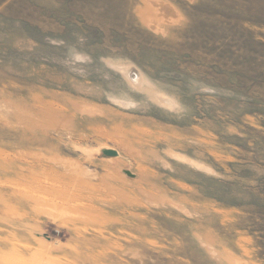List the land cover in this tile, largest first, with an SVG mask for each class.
<instances>
[{
  "label": "rangeland",
  "instance_id": "obj_1",
  "mask_svg": "<svg viewBox=\"0 0 264 264\" xmlns=\"http://www.w3.org/2000/svg\"><path fill=\"white\" fill-rule=\"evenodd\" d=\"M0 264H264V0H0Z\"/></svg>",
  "mask_w": 264,
  "mask_h": 264
}]
</instances>
